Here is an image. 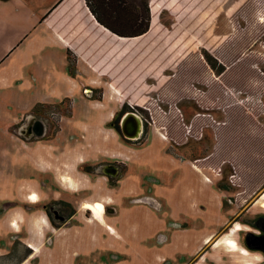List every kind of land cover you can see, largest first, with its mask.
I'll return each instance as SVG.
<instances>
[{
  "label": "rangeland",
  "instance_id": "rangeland-1",
  "mask_svg": "<svg viewBox=\"0 0 264 264\" xmlns=\"http://www.w3.org/2000/svg\"><path fill=\"white\" fill-rule=\"evenodd\" d=\"M126 1L139 6L144 0ZM146 3L158 10L156 21L165 31L171 32L177 26L182 31L197 32L194 42L198 48V39L205 32L227 39L235 36L237 28L247 37L245 54L262 57V63L255 68L264 74V0ZM83 6L88 12L85 1ZM69 11L62 14H67L64 26L57 28L65 31L67 24L73 35L77 31L76 12ZM28 16L25 12L18 15L26 32L32 27ZM8 41L7 35L5 40L0 34V59L2 46ZM128 47L119 43L117 50L125 51ZM128 51L132 54L133 48ZM71 57L77 60L76 55ZM88 58L110 76L89 66L97 76L95 86L106 95L113 93L116 102H107L105 95L101 101L90 100L101 97V92L85 93L84 86L93 84L86 76L84 81L81 79L80 90L68 97L60 90L38 86L0 88V264H264V251L245 246L249 234L264 235V208L260 201L254 206L246 202L251 189L264 182V136L262 140L256 137L260 130L264 132V87L250 93L224 90L229 97L226 106H238L251 114L250 134L241 141L236 139L238 136L232 141L234 133L225 130L230 122L223 109L202 111L191 99L197 97L193 89L186 90L188 98L177 107L173 102L177 95L170 92L171 85L164 80L160 82L162 89L157 88L167 104L157 102L154 80L144 88L139 85L131 93H123L125 80L134 67L121 66L115 72L117 65L109 67V58ZM74 71L76 75V64ZM164 74L163 70L158 72L161 78ZM143 77L140 75L138 81L142 82ZM130 101L153 111L151 119L131 110L148 120L139 141L124 139L110 125L109 114L112 116L123 102ZM196 114L206 116V122L198 126ZM166 127H170V137L179 145L166 137ZM153 157L160 166L150 169ZM47 161L49 170L45 168ZM70 166L71 171L67 169ZM172 167L179 170H171ZM63 178L73 181L62 182ZM199 179H208L207 184L203 186ZM186 180H197L193 188L202 197L187 202L173 198L170 193L184 187ZM95 186L101 190L97 200H110L103 215H92L83 207L90 204L84 202L88 197L84 190L91 187L95 191ZM263 192L264 187L253 199ZM33 195L38 196L34 203L28 201ZM13 222L19 231L12 226ZM236 223L244 227L232 233L238 250L230 251L224 244L215 246ZM80 241L102 254L77 259ZM242 247L248 250L247 255L242 253Z\"/></svg>",
  "mask_w": 264,
  "mask_h": 264
},
{
  "label": "trees",
  "instance_id": "trees-1",
  "mask_svg": "<svg viewBox=\"0 0 264 264\" xmlns=\"http://www.w3.org/2000/svg\"><path fill=\"white\" fill-rule=\"evenodd\" d=\"M63 1L64 0H61L44 19H48L52 12L58 10L63 4ZM84 1L90 14L87 17L88 20L85 26L88 25L89 27L91 25L89 24L90 22H96L116 36V38L111 39L110 42H106L105 37H102L103 39L100 40L102 54L99 56L101 58H109L106 62L110 63L109 67L111 68L116 64L115 72H118L119 69L117 68L121 66L131 65V68L134 67L133 72L128 75L127 80H125L127 86L123 88L124 90L122 89L123 93H125L124 91L126 90L131 93V90L139 88V85L144 88L145 84H149L148 82L154 80L155 91L153 93L157 97V102L167 104V102L163 100L162 94L158 92L162 89L160 82L164 80L163 82L165 84L171 85L170 92L177 95L173 100L177 107L179 102L188 98L186 90L193 89L194 92L196 91L195 95L197 97L193 98V96H191V99L195 101V104L202 111L214 112L223 109L226 119L230 122V124L225 127V130H229L227 131L228 133H234L232 135V141L236 136H238L236 139L241 141L242 138L244 139L245 136L247 137V135L250 134L248 131H250L251 114L245 113L244 110L242 111L238 106H226L229 97L224 91L225 89H233L240 93H250L252 90L253 92H257L264 87V74L258 73L255 68V66L262 63V57L260 55L256 57L253 54H245L247 37L244 36L241 31H237L236 28L235 36L227 39H218L209 32H205L201 35L200 40L198 39L199 42L201 41V48H198V45L194 42V37L197 32L189 31V29L188 31H182L181 28L178 29L177 26H174L171 32L165 31V29H162L157 24L158 10H156L154 5H151V7L148 6L146 0L142 1L139 6H131L126 0H79L78 3L81 9ZM151 2L154 4V0H151ZM176 4H178V2ZM153 8H155V11ZM178 8L177 6L175 10ZM79 13L85 15L82 11ZM56 17H58V15ZM82 17L84 18V16ZM90 19H92V21ZM231 19L235 22L232 14ZM47 23L57 34L63 37V33L53 24L52 19L47 20ZM87 36H92L91 32H88ZM118 38L128 39L129 41H121ZM119 43L126 44L129 47L126 48L125 51L123 49L118 51ZM131 45L132 47H130ZM129 48H133L132 54L131 51L129 53ZM71 55L75 54L68 50V71L69 75L74 77L76 61L75 59H71ZM88 57L89 55L82 56L86 63L99 74L106 75L110 78L107 73L102 71L101 68ZM221 58L223 60H221ZM146 67L147 69L145 70ZM161 70L166 73L164 74V78L158 75V72ZM168 71L174 74L169 75ZM120 74L123 75V72ZM140 75L144 76V82L138 81ZM121 78H123V76ZM111 84L115 89L118 88L115 83L113 85L112 81ZM157 87H160V89L158 90ZM128 91L125 95L126 97ZM199 93L202 95L200 96ZM100 98L99 96L98 99ZM169 100L171 101V98H169ZM173 102H170V106H172ZM130 106L135 107L134 109L142 114H146L151 119L153 118V111L149 107L132 101L122 103V108L130 109ZM196 117H199L196 120L198 126L202 125L207 120V117L204 115H197ZM152 122L156 124L155 120ZM244 122L248 124H244ZM207 126L210 125L208 124ZM242 128L245 129V132L240 131ZM166 131V137L171 139L176 145H179L176 139L170 137V127H166ZM262 134L264 136V132L260 130L259 135L256 137L262 140ZM196 163L197 161L194 162V164ZM228 164L232 165L230 162H228ZM198 168L208 169L199 166ZM209 169L216 174L218 173L214 168L209 167ZM263 187L264 182L255 189H251L252 192L249 194V198H246V201L255 195L256 190L258 191V189ZM244 192L246 191L244 190Z\"/></svg>",
  "mask_w": 264,
  "mask_h": 264
},
{
  "label": "crops",
  "instance_id": "crops-1",
  "mask_svg": "<svg viewBox=\"0 0 264 264\" xmlns=\"http://www.w3.org/2000/svg\"><path fill=\"white\" fill-rule=\"evenodd\" d=\"M61 0H0V34L9 37V41L2 46L3 55L0 59V88H35L60 90L64 97L73 96L83 85L84 77L88 78L96 87L97 76L88 63L82 58L83 55H100L102 47L100 40L105 37L106 42L116 38L107 29L96 22L88 20L86 10L79 6V0H64L58 10L52 12L48 19H44ZM72 1V2H71ZM76 12L74 19L77 31L73 32L65 24L63 37L57 34L47 23L52 19L55 26H64L66 15L60 13L65 11ZM69 11V12H70ZM84 12V18L78 17L79 12ZM27 13L32 20V27L27 32L23 31L19 24L18 15ZM56 13V14H55ZM58 15V17H56ZM72 20V17L69 18ZM92 21V19H90ZM91 30V31H89ZM91 32L92 36H87ZM78 34V35H77ZM121 41L128 39L118 38ZM18 42V43H16ZM72 51L76 57V78L68 73L67 51ZM75 92V93H74ZM54 94V91L50 92ZM49 94V93H48ZM112 102H116L113 93L110 92ZM61 96V95H60ZM61 96V97H63ZM80 97V95H77ZM260 190V189H258ZM255 192V191H254ZM257 190L255 195L257 194ZM264 193V192H263ZM262 194V193H261ZM254 196V195H253ZM252 196V197H253ZM261 196V195H260ZM260 198V197H259ZM257 205L259 200L251 199L247 203Z\"/></svg>",
  "mask_w": 264,
  "mask_h": 264
},
{
  "label": "bare ground",
  "instance_id": "bare-ground-1",
  "mask_svg": "<svg viewBox=\"0 0 264 264\" xmlns=\"http://www.w3.org/2000/svg\"><path fill=\"white\" fill-rule=\"evenodd\" d=\"M161 141V140H160ZM147 158H142L140 160H146ZM83 160V159H82ZM81 160V161H82ZM148 160L151 162V159L148 158ZM152 162H153V165L151 164V167H156L158 168L160 165L157 160H155V158L153 157L152 159ZM157 165V166H156ZM45 168H48L47 167V164H46V167ZM67 169H69L71 171V169L73 170L72 166H70L69 168L67 167ZM171 170H179V167H175V168H171ZM203 178V177H202ZM62 182H66V183H70V181H73L72 179H69V178H63L61 180ZM197 181V180H196ZM194 180V182H189V181H185V184H184V187H182V185L180 187H178V191L177 192H173V193H170L173 195V198L174 196L177 197L179 200L181 201H190V200H195V199H198L200 196H199V190L196 189V187L193 188L194 184L197 185L198 182H196ZM208 181V179H206V181L202 180V179H199V183H203V186L205 184H207L206 182ZM67 187V186H66ZM91 188V187H90ZM192 189V190H191ZM187 190H189V192H187ZM205 190V189H204ZM210 191V190H209ZM203 194V193H202ZM205 194V193H204ZM163 195V194H162ZM36 196V199L38 198L37 195ZM202 197V196H201ZM210 198V197H209ZM36 199L35 200H32L30 197L28 198V201L30 202H36ZM202 199V198H201ZM200 199V200H201ZM204 199V198H203ZM173 200V199H172ZM199 200V201H200ZM258 200L260 201L261 203V207L264 208V193L261 194L260 198H258ZM108 201H110L109 199H102V200H97V202H94L90 205H88V207H85V209H89L91 210V212L94 214L98 213L99 215H101V213H104V209H105V204L108 203ZM174 201V200H173ZM173 203V202H172ZM97 205H100L99 208H97L96 206ZM197 206V204H196ZM203 207V206H202ZM183 208V207H182ZM181 208V209H182ZM194 210V209H193ZM200 210V209H199ZM195 211V210H194ZM198 212V211H196ZM136 220H138L136 217H134ZM134 221V220H133ZM127 222H129V220H127ZM13 226V224H12ZM239 229H241L240 227V224L239 223H236L228 232V236L225 237V238H221L219 239L216 243H215V246L219 245V244H224L225 246H227V248L230 250V251H236L238 250V246L237 244L235 243L234 239L232 238V233L235 232V231H238ZM109 231H111L110 228H108ZM161 233V232H160ZM78 240V239H76ZM80 245H77V249L80 250V253L78 255V258L77 259H80L82 258L83 255H85L86 257H94L95 255H101L102 254V251L100 252L99 249H96V247H93L91 246L90 248L86 247V244L83 243V241H80ZM234 245V246H233ZM66 247H68L66 245ZM88 249H91V250H88ZM242 249V253L247 255L248 254V251L246 249H244L243 247L241 248ZM88 250V251H87ZM113 251V250H112ZM86 253V254H85ZM121 256H125V255H122ZM119 260H122L120 258H118Z\"/></svg>",
  "mask_w": 264,
  "mask_h": 264
},
{
  "label": "flooded vegetation",
  "instance_id": "flooded-vegetation-1",
  "mask_svg": "<svg viewBox=\"0 0 264 264\" xmlns=\"http://www.w3.org/2000/svg\"><path fill=\"white\" fill-rule=\"evenodd\" d=\"M77 61V60H76ZM77 66V65H76ZM76 75H74V77H75ZM74 77H72V78H74ZM87 86V87H86ZM86 86H84V91H85V93H88L89 92V94H91V93H93V91H100L101 92V98H102V96L103 95H105L106 96V100H107V102L108 101H110V103H112V97H111V95H110V91H109V93H108V95H106V92H104L103 90H102V88H98V86H96V87H92V86H88V85H86ZM95 89V90H94ZM81 91H83V89L81 88ZM101 98L100 99H96V98H94V99H90V100H100L101 101ZM131 110H135L132 106H130V109H125V108H122V106H119V108H118V110H116L113 114H112V116L109 114V117H111V126H112V128L115 130V131H117L118 132V134H120L124 139H126V140H129V141H139V140H141V138H142V135L144 134V131H145V126H146V124H147V122H148V120L146 119V117H144L143 115H142V125H143V128H142V131L140 132V133H138L137 135H136V137H132V138H128V137H126V135L123 133V131H122V126H121V120H122V118L125 116V114H126V116H129L128 114L129 113H134V112H132ZM128 113V114H127ZM134 114H136V113H134ZM137 115V114H136ZM149 125V124H148ZM83 157H85V156H83ZM82 157V159H83V161H86L87 160V158L85 157V158H83ZM81 158V157H80ZM79 158V159H80ZM48 162V161H47ZM44 167V166H43ZM47 169L49 170L50 168H49V162L47 163ZM153 167H151L150 166V169H152ZM91 186H94L93 184H91ZM84 191H86L87 193H88V197L85 199V201L84 202H88V203H90V204H92L93 203V201L94 200H97V199H100L101 198V190H99L96 186H95V191L94 190H92L91 188L89 189V190H84ZM260 197V196H259ZM258 197V198H259ZM253 198H255V196H253V197H251L248 201H250L251 199H253ZM258 200V199H257ZM233 202V201H232ZM247 202V201H246ZM90 204H85V205H90ZM85 205L83 206L84 207V209H85ZM106 205V204H105ZM106 210V206H105V209H104V213L106 212L105 211ZM91 210H89V209H85V212H90ZM92 213V212H91ZM104 213H101V215H103ZM92 215H93V213H92ZM244 227H242L241 228V230L243 229ZM245 229H247V228H245ZM240 230V229H239ZM238 230V231H239ZM221 239V238H220ZM235 242H236V240H235ZM249 243V244H248ZM237 244V243H236ZM245 246L247 247V248H249L250 249V247L251 248H255V249H258V250H261V251H264V235H262V234H259V236H256V235H252V234H249L247 237H246V239H245ZM245 249V248H244ZM247 250V249H246ZM248 251V250H247Z\"/></svg>",
  "mask_w": 264,
  "mask_h": 264
},
{
  "label": "water",
  "instance_id": "water-1",
  "mask_svg": "<svg viewBox=\"0 0 264 264\" xmlns=\"http://www.w3.org/2000/svg\"><path fill=\"white\" fill-rule=\"evenodd\" d=\"M128 115L126 116L125 114L121 120L122 131L128 138L136 137L143 128L142 119L134 113H129Z\"/></svg>",
  "mask_w": 264,
  "mask_h": 264
},
{
  "label": "snow or ice",
  "instance_id": "snow-or-ice-1",
  "mask_svg": "<svg viewBox=\"0 0 264 264\" xmlns=\"http://www.w3.org/2000/svg\"><path fill=\"white\" fill-rule=\"evenodd\" d=\"M31 199H32V200H35V199H36V196H35V195H33V196L31 197ZM85 207H88V205H85ZM96 207H97V208H99V207H100V205H97ZM233 246H234V245H233Z\"/></svg>",
  "mask_w": 264,
  "mask_h": 264
},
{
  "label": "clouds",
  "instance_id": "clouds-1",
  "mask_svg": "<svg viewBox=\"0 0 264 264\" xmlns=\"http://www.w3.org/2000/svg\"><path fill=\"white\" fill-rule=\"evenodd\" d=\"M13 227H14L17 231H19V228L15 225L14 222H13Z\"/></svg>",
  "mask_w": 264,
  "mask_h": 264
}]
</instances>
